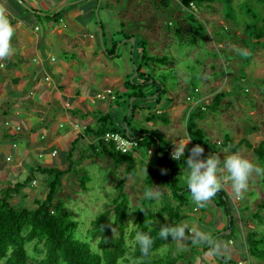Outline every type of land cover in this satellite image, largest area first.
<instances>
[{"label": "rangeland", "instance_id": "rangeland-1", "mask_svg": "<svg viewBox=\"0 0 264 264\" xmlns=\"http://www.w3.org/2000/svg\"><path fill=\"white\" fill-rule=\"evenodd\" d=\"M53 1L67 4L77 0ZM103 1L104 3L106 2V4L109 2L111 4L112 2L111 0ZM118 1H120V4H117V0H113L112 4L119 8L118 12L120 11V14H122L121 19L120 17L116 18L117 15L114 12H107V10L101 12V20L105 26V43L107 46L110 47L112 41L122 40L120 35H116L123 30L122 25H125L124 29L126 33L131 30V28H134L137 24L136 21L129 19L141 17V21H145L146 24L144 27L142 24L137 25L133 31L139 32L143 29L140 33L149 40L150 47L148 50L152 56L167 55L169 58L168 66H157L158 69L156 73L158 78L162 80L165 78L166 80L167 94L162 99L160 108L163 110L161 109L160 112L167 114L168 122L164 123L160 119L159 121L152 120L150 123L146 122V117L151 109L155 108L154 101L159 96V93L156 92L158 85H152V81H150L147 92L153 94V96H149L150 100L148 101L135 102L139 108L142 109L143 107L145 109L136 113L133 122H131L132 129L155 131V134L167 144L173 145V141L178 143L181 139L187 143L190 140L187 136V117L184 118L185 113H179L178 116L174 118L169 108L172 107V102L174 105L173 107L176 108L177 111L181 107H187L189 105L187 102L188 94L193 96L191 89L197 87L203 94L202 98L204 99L205 105L210 104L214 92H231V94L227 95L223 100L218 112H209L201 121H198L199 128L204 130L208 138L218 143L222 142L223 137L227 135H229L234 142L247 138L253 146L257 147L258 144L264 140V46L255 47V42L248 39V34L244 33V29L247 24L252 22L253 14L257 13V11L264 14V6L260 5L257 0H221L212 5L213 10L208 9L209 7L200 6L195 10L198 14V18L202 20V22L206 21V33L199 37L197 46H181L173 32H168L165 29V19L153 11L148 1L138 0L130 4L129 0ZM94 2L95 0H91L89 3H81L67 7L63 11V16L66 21L70 23L71 27H67V25L65 28L64 26H57L54 31L57 33H55L53 38V45L46 49H48L52 57L58 60V63L55 64V75L60 83L61 81L63 82L62 84L66 87L68 93L83 92L86 94L92 88L98 89L105 85L109 89L112 88V92L120 91V100L118 103L124 108L126 106V98H122L123 84L127 79L126 75L131 72V68L134 70L131 59L134 58L135 61H138L141 57L142 50L138 46H134V48L132 46H124L126 40H122L117 46V54H119L120 57V60L117 61L108 60V58L96 50V45L93 46L95 49L85 50L81 41L84 39V35H78L75 29L77 24H81L84 19L89 28L88 23L93 22L92 16L87 14V17L83 16L82 19L80 18L82 11L88 6L93 5ZM104 3L103 8L106 7ZM229 3L235 10L237 21L239 22L238 25L233 19L226 18L228 10L226 6L230 5ZM0 7L6 9L3 4L1 5V2ZM173 16H182L178 8L176 12L173 13ZM19 23L12 38L13 54L10 58L1 60L3 64L8 66L12 58H15L19 64V70L21 69V65H23L19 74L15 73L18 69L15 72L12 71V73H8L10 81L16 79L18 75H26L23 67L26 68V70H33L35 66L32 61V49H30L29 46L23 47L22 39L25 38L28 42H36L38 39L42 40L45 37H49L51 33L45 19L40 20L29 15H24ZM36 26L40 28V31H35ZM92 27L93 26H91V28ZM92 29H94V27ZM20 35H22V39H19ZM243 40H247L249 43L248 47L242 42ZM238 49L246 51L248 55L245 56L241 54L240 51H237ZM73 52L77 53L79 56L74 60L69 58L67 61L65 53L70 57ZM132 52L134 53L131 54ZM246 58L248 61L245 60ZM122 65H124V68H122ZM163 70L165 73L164 75L162 74ZM241 70L247 75L243 81L237 80V75H239ZM3 74V69H0V77ZM157 82L159 83L160 81ZM238 87L242 90L247 89L249 95L236 94L234 91ZM8 89H10V87L7 86L1 87L0 89V113L8 110L13 111V109H15L14 105H18L17 102L14 103V99L10 95H7ZM196 98L198 99L197 95H195L194 99ZM133 100L134 99L130 101V104L134 102ZM10 103L13 105L11 106ZM201 106L202 103L195 105L194 102L190 104L189 107H191L190 110L193 111V113H197ZM105 107L107 108L106 110H108L110 108L109 103H107ZM20 108L22 110L24 107L20 106ZM44 108L48 109L49 107L42 105V107L36 110L40 113H44ZM116 108V104H113L112 110H116ZM25 109L31 108L25 107ZM188 112L189 111H187V113ZM79 122L80 126L78 125L77 131L69 135L72 137H70L68 143H71L75 139V133L82 134L83 129L87 127V125L95 124L82 120H79ZM2 128L4 127L0 126V130ZM53 130L56 131L57 128ZM0 134L3 133L0 132ZM66 138L67 137L64 139L65 142H67ZM0 140L4 141L1 135ZM81 145V147H78L79 151H83V149L89 146V139L82 142ZM189 145L190 142L186 149ZM54 147H56L55 150L57 151L60 149L57 159L62 162L61 164L63 166H66L67 163L62 159V154L65 152L63 142ZM34 149H32V152L36 154ZM162 149L166 151L164 144H162ZM148 150L149 152L154 151L153 147H148ZM7 154L8 151L6 149L0 148V190L10 182V179H13V181L21 179L24 169H26L24 165L25 161L28 159L27 154L21 153L16 156L14 155L12 161L7 162ZM231 154H239L250 160L254 165L264 169V166L257 161L253 152L247 150L245 147H242L237 153H231L230 150H225L221 152L219 156L220 159H224L226 155ZM78 157L79 152H76L74 158L78 159ZM201 159H207V157H201ZM51 160H53L52 157H45L43 162L48 163ZM141 160L145 161V166L141 164ZM152 160L153 155H148L146 150H141L140 155L137 156V167L135 172L133 175L129 176L126 175L124 167H119L114 170L112 161L108 157L83 161L81 162V170L83 171L81 176L86 175L89 179V184L87 186L88 192L86 193L78 187V177L69 176L63 180L62 189L64 192L61 194V197L66 202L67 211L73 214L74 220L79 223V229L77 231L79 237L87 233L91 228L93 220L98 215L110 208L111 201L115 196L116 186L120 181L125 182V189L131 201V211L126 221L129 227L128 237L130 236L131 232L135 230L132 208L137 207L139 202L145 198L143 187L147 175V163ZM185 174L186 173H181L180 176V187L183 188L187 186L183 179ZM218 176L221 185L224 186L223 188H226L231 196L233 207L231 215L237 220L234 228L231 229L229 218L226 217L223 208L217 207L216 203L208 201V206L204 207L206 210H202V212H197V210L194 212V210L191 209L192 206L198 207V205L193 203L187 210L185 209L186 214L192 218L180 224H187L189 228H196L208 234L211 238V243H193L191 240L173 241L160 248L155 255L159 257L172 255L180 259L179 264H226L220 263L212 252V246L217 239L215 248L217 250L218 246V254L227 256L233 263L259 264V262L248 253L245 239L253 229H256L255 233H257L258 239L264 238V224H262V226L255 217L256 213L260 211V219H263L262 222H264V210L259 209V206H264V175H259L254 172L250 176L248 189L240 200H236L232 197L231 182L227 179V171H218ZM37 177V186L22 191L26 193V198L23 201L30 208L35 207L34 200H44V193L46 192L45 178L42 176ZM154 190L158 189L155 187ZM163 191L164 193H169L166 187L163 188ZM159 192L161 193L160 198L155 199V205L150 209L154 207L155 210H157L161 207L163 193L161 191ZM216 200L215 202H217ZM20 201L21 198L17 197L13 200V204H19ZM129 221H132L133 224L129 225ZM113 229L114 233L117 234L115 227H113ZM218 234H220V237L216 238ZM132 241L133 240H129L128 238L130 245H133ZM98 242L99 241L93 243L96 249L98 248ZM31 246L32 245L28 246V250ZM208 248H210V250ZM30 250L32 252V248Z\"/></svg>", "mask_w": 264, "mask_h": 264}, {"label": "trees", "instance_id": "trees-1", "mask_svg": "<svg viewBox=\"0 0 264 264\" xmlns=\"http://www.w3.org/2000/svg\"><path fill=\"white\" fill-rule=\"evenodd\" d=\"M11 1L15 5V10L17 11L9 8V11L6 12V14L11 19L15 31L20 24V19H22L24 15H29L40 20L45 19L48 28L51 33L54 34L57 33L54 32L57 26H64L65 28L67 25V27H71L70 23L66 21L63 16L64 10L53 18L50 16L51 14H55L59 7L64 5L62 2L56 3L53 0H44L48 5L47 9H34L36 12L48 14V16L42 17L39 16L38 13L32 14L30 11L25 10L15 0ZM90 1L91 0H86L82 2V4L89 3ZM111 1L113 2V0ZM137 1L138 0H129V4ZM146 1L149 2V5L156 14L161 15L165 19V29L168 32H173L181 46H197L199 43V37L206 33L207 28L206 21L202 22V20L198 18L196 12L197 8L202 6L209 7L208 9L213 10L212 5L221 0ZM112 2L111 4L109 2L105 8H103L104 5L102 3L99 10L100 19L101 12L104 10H107V12H114L117 15L116 18L120 17L121 19L122 14H120V11L118 12L119 8L112 4ZM257 2L264 6V0H257ZM97 3L98 0H95L93 5L88 6L82 11L80 19L87 14L92 16L93 22L88 23L89 28L84 19L81 24H77L75 29V31L78 32V35H84V39H80L84 45V49H95L93 46L96 45V50L108 58V60L117 61L120 60L119 54L115 55L118 43L122 40H128L124 46H132L128 42L132 38H135L134 46H138L142 50L141 57L138 61H135L134 58L131 59L132 65L137 67L138 76L131 81L135 74V70H132V68L131 72L126 75L127 79L123 84L122 90V98H126V106L124 108L118 103L120 100V91H113L112 97H114V99L109 98L111 97L109 96L105 100H97L92 103V99H94L97 94L109 89L105 85L98 89L92 88L86 94L83 92H76L77 100L80 97L90 96L91 99L88 98L89 100L86 106L96 108L97 110L90 113L85 109H80V111L69 109V113L73 115V117H78V119L82 121L94 114L93 116L95 118L93 123L95 124L87 125V127L83 129L82 134L75 133V139L71 143H64L65 152L62 154V159L67 163L66 166H63L61 164L62 162L57 159L59 157L58 152H60V149L51 152V157H53L55 161L52 165L43 164L42 155H36L31 150L27 152L28 159L26 158L27 160L24 164L26 169H24L21 179L18 181L10 179V182L0 190V264H179L180 259L175 258L172 255L159 257L155 254L167 243L174 241L172 237H169L167 241L159 238L158 230L162 224H180L183 221L192 218L186 214V210L192 206L191 204H195V202L191 199L188 187H180V176L184 169H186V159L187 156L190 155L192 147L197 144L201 145L205 150L201 157L207 158L209 155H219L225 150H230L231 153H237L242 147H245L247 150L252 151L256 156L257 161L264 166V140L255 147L247 138L234 142V140L227 135L223 137L222 142L218 143L211 141L204 130L199 128L198 121H201L209 112H218L223 100L227 95L231 94V92H214L210 104L205 105L204 99L202 98L203 94L200 92V89L197 87L191 89L193 96L188 94L187 98L190 100L187 102L189 105L184 111V118L187 117V136L190 140V145L185 149V155L181 157L179 161L171 158L170 152L173 145L167 144L155 134V131L145 129L133 130L131 122H133L136 113L145 109L143 107L142 109L139 108L135 102L148 101L150 100L149 96H153V94L147 92L150 81H152V85H158L156 92L159 93V96L154 101L155 108L151 109L148 113L146 122L150 123L152 120L159 121V119L164 123L168 122L167 114L160 112L162 99L167 94L166 80L165 78H163V80L158 78L156 73L158 69L157 66H168L169 58L167 55L157 57L152 56L148 50L150 47L149 40L140 33L143 29L139 32L133 31L137 25L142 24L144 27L146 24L145 21H141V17L129 19L136 21L137 24L127 33L124 29L125 25H122L123 30L116 34L120 35L122 40L112 41L110 47L105 43V26L101 20L104 31V45L106 47L104 53L99 39V24L95 17ZM117 4H120V1L117 0ZM226 7L228 9L226 18L233 19L238 25L239 22L237 21L233 6L230 4ZM175 8L180 10L182 16H173V13L176 12ZM91 26H93L94 29H92L93 27L91 28ZM35 30L40 31V28L36 26ZM244 33L248 34V39L255 42V47L264 46V14H261L260 11L253 14L252 22L247 24ZM242 42L247 47L249 46L247 40H243ZM41 44L44 45L43 58H35L32 61L37 67L41 68L36 74H43L42 80L46 85L51 86L52 88L53 79L56 75L55 72H51L50 66L55 67L58 60L52 57L47 51L46 39L43 38ZM133 53L134 52L131 54ZM113 55L115 56L111 57ZM78 56L77 53H71V56L69 57L65 53L67 61L69 58L74 60ZM53 59L54 61H52ZM245 60L248 61L247 58ZM122 68H124V65H122ZM242 70L239 75H237V80H245L247 75ZM162 74H165L164 70ZM46 79H50L49 83L46 82ZM37 80H39V78ZM157 81H160V83ZM36 82V84H38V81ZM48 86L44 88H49L50 90L51 88ZM59 88L62 90L65 89V87L62 86ZM59 88L56 90L61 91ZM234 92L239 95H249L247 89L242 90L240 87ZM195 95L198 96V99H194ZM32 99L35 100L36 98L34 97ZM132 99H134V102L130 104ZM194 102L195 105L202 103V106L197 113H193V111L190 110L191 107H189L190 104ZM107 103H109L110 108L107 111H104L101 107ZM113 104H116V110L118 111L112 110ZM13 111L8 110L0 113V126L4 127L3 129L6 130L8 136L10 133L9 137L16 134L21 136V134H24L30 129L28 126L29 122H26L27 124L22 123L20 121L21 118L16 116L15 111ZM187 111L189 112L187 113ZM6 123H9L10 126L7 127ZM18 126L21 128V131L19 132L16 131ZM63 127L64 125H61V128ZM35 130L36 129H33L32 132H28L31 144H33L34 147H36V144L38 143L45 144L47 142V135ZM13 131L16 134H11ZM108 132L117 133L124 137L136 138L135 140L138 144V148L134 152L130 151L126 154L117 151L115 143H105L102 140L103 136ZM7 135H3V137L5 136L7 139ZM43 136L45 139H42ZM88 139L89 146L86 149H83V151H79L78 147H81V143ZM162 144L165 145L166 151L162 149ZM148 147H153L154 149L151 154H149ZM0 148L6 149L4 142H0ZM141 150H146L148 155H153V160L147 163V175L143 192L145 193L148 189L154 190L155 187L158 188V190L163 193L161 207L157 210H155L154 207L153 209H150L155 205V199L149 200L144 198L139 202L137 207L132 208L135 220V230L132 231L128 237L129 227L126 224V221L129 218L131 201L125 189V182L120 181L116 186L115 196L111 201L110 208L98 215L93 220L91 228L87 233L82 237H79L77 235L79 223L74 220L73 214L67 211L66 202L61 197V194L64 192L62 189L63 180L69 176L78 177V187L84 193L88 192L87 186L89 184V179L86 175L81 176L83 174V171L81 170V162L100 157H108L112 161L114 170L119 167H124L126 175H133L137 167V156L140 155ZM55 151L57 152V155L53 156V152ZM76 152H79L78 159L74 158ZM6 158V161L8 160L7 162H10L12 161L13 155L12 157L8 156ZM140 162L144 166L146 165L144 160H141ZM222 164L223 159H221V167ZM163 169L167 170L166 174H162ZM37 176L45 178L46 192L44 193V200H34L35 207L30 208L23 201L26 198V193H23L22 191L37 186ZM164 187L168 188L169 193H164ZM223 187L224 186L222 185L221 189L210 201L216 203L217 207L223 208L226 217L230 220L231 229H233L237 220L231 215L233 209L231 196L226 188ZM17 197L21 198L20 203L13 204V200ZM215 200L217 202H215ZM207 206L208 202H206L204 207ZM204 207L200 208V206H192L191 209L194 210V212L195 210H197V212H202V210H206ZM259 209L264 210V206H259ZM165 217L168 219H165ZM255 217L259 220L261 225L264 224V222H262L263 219H260V211L256 213ZM146 221L151 222L150 235L152 236L154 243L150 254L144 257L141 255L139 246L130 245L128 238L129 240H134L137 231L149 232V226H146L145 224ZM113 227L117 230V234L113 233ZM255 231L256 229H253L252 232L246 236L245 245L250 256L257 260L259 264H264V238L258 239ZM218 237H220V234H218L216 238ZM96 241H99L97 249L93 245ZM216 241L217 239L212 246V252L215 258L218 259L220 263L237 264L233 263L232 260L227 258V256L218 254L215 248ZM30 245H32V252L30 250L31 248L28 250V246ZM208 249L210 250V248Z\"/></svg>", "mask_w": 264, "mask_h": 264}, {"label": "crops", "instance_id": "crops-1", "mask_svg": "<svg viewBox=\"0 0 264 264\" xmlns=\"http://www.w3.org/2000/svg\"><path fill=\"white\" fill-rule=\"evenodd\" d=\"M25 3H27L31 8L35 10L40 9H47L48 5L45 3L44 0H23ZM1 5L3 4L6 8V12L9 11V8L15 10V5L11 0H0ZM104 3V2H103ZM106 4V2L104 3ZM108 3L106 4V6ZM21 20V19H20ZM36 31V30H35ZM23 33V32H22ZM62 33V32H61ZM55 34L50 33L49 37H45L44 39L47 40L46 48L50 46L52 47V42ZM19 39H22V35H20ZM41 39H38L36 42H28L25 38L22 39L23 47L29 46L30 49H32V60L35 58H43V46L41 44ZM48 51V50H47ZM94 51V50H93ZM49 52V51H48ZM75 53V52H73ZM94 53V52H93ZM21 64V63H20ZM21 65V69H22ZM19 64L15 58H12V61H10V64L6 66L3 64L0 60V69H3V75L0 77V86L1 87H10V89L7 90V95H10L14 99V103L17 102L18 105L21 107H24L22 110L20 106H15V114L16 116H19L21 118V122L24 124H27L29 122V131L25 132L24 134L18 135L14 131L11 132V134H16L11 137L10 133L9 136L7 135V132L5 129H1L0 132L3 134H0L2 137L3 135H7V139L5 136L3 137L4 141H1L5 143L6 150L8 151V154L6 157L10 156L11 154L16 156L18 154H27L29 150L32 151L34 149V152H36V155H42V162L45 157H51V152L56 149L54 147L55 145L60 144L63 142V145L65 143L64 139L67 137V142L69 141L70 137L69 135H72L73 132L77 131L78 125L80 126V122L78 120V117H73L69 113V109H73L74 111L80 109H85L88 112H94L97 109L87 107L86 104L91 97H80L78 100L76 99V92H67L66 87L62 84L63 82L57 79V77L53 76V83L52 88L51 86H48L45 84V82L42 80L43 74H36L39 72V67L36 65L34 66L33 70L23 67V70L25 72V76L18 75L21 69L19 70ZM18 69V70H17ZM43 69V68H42ZM51 72H55V67L50 66ZM5 70V72H4ZM17 70V71H16ZM15 72L16 79L9 80L8 73ZM2 73V72H1ZM39 78V80H37ZM41 78V79H40ZM38 81V84H36ZM35 82V83H34ZM36 84V85H35ZM50 87L45 89L44 87ZM65 87L64 90L60 89L59 87ZM0 87V89H1ZM59 88L61 91L56 90ZM94 89V88H93ZM96 89V88H95ZM1 97V96H0ZM36 98L33 100L32 98ZM89 98V99H88ZM11 106L13 105L10 103ZM172 107L168 110L173 115L174 118L178 116V114H183L185 109L187 107H181L178 111L173 106V102L171 103ZM46 105V107H49L48 109L44 108V113L38 112L36 109H39L41 106ZM39 106V107H37ZM25 107H30L31 109H25ZM104 111H107L105 105L101 107ZM162 109V108H161ZM160 109V110H161ZM163 110V109H162ZM17 113L19 115H17ZM94 115V114H93ZM90 115L89 118L84 120L85 122H93L94 116ZM27 122V123H26ZM61 125H64L63 128H61ZM57 128L56 131L53 129ZM33 129H36L35 131L43 132L47 135V142L45 144L38 143L36 144V147H34L33 144L29 141L28 132H32ZM74 136V135H73ZM72 140V139H71ZM70 140V141H71ZM40 142V141H39ZM54 147V148H53ZM61 147V146H60ZM53 158V157H52ZM54 159L49 161L48 163H44L45 165H52L54 163Z\"/></svg>", "mask_w": 264, "mask_h": 264}, {"label": "clouds", "instance_id": "clouds-1", "mask_svg": "<svg viewBox=\"0 0 264 264\" xmlns=\"http://www.w3.org/2000/svg\"><path fill=\"white\" fill-rule=\"evenodd\" d=\"M14 33L15 27L11 19L6 14V10L0 7V60L12 56V38ZM237 51L247 55L246 51L239 49ZM189 142L185 143L182 139L178 143L173 141L174 150L171 153V158L179 161L185 155V149ZM204 151L201 145H194L190 150V155L187 156L186 169L183 171V173H186L183 179L187 184L191 199L200 207H204L206 202L210 201L221 189L222 185L218 171H227V179L231 182L232 197L236 200L243 198L244 193L248 189L249 178L254 172L264 175V169L254 165L250 160L239 154L226 155L221 167V159L217 154L209 155L207 159H201L200 157L203 156ZM166 172V169L162 170V174H166ZM160 195L161 193L158 190L153 189H148L144 193V197L149 200L159 199ZM131 224L133 222L129 221V225ZM145 224L149 226V232L137 231L132 241L133 246H139L141 255L144 257L150 254L154 243L150 235L151 222L146 221ZM158 236L165 241L172 237L174 241L191 240L193 243H211V238L208 234L196 228H189L187 224L164 223L158 230Z\"/></svg>", "mask_w": 264, "mask_h": 264}, {"label": "built area", "instance_id": "built-area-1", "mask_svg": "<svg viewBox=\"0 0 264 264\" xmlns=\"http://www.w3.org/2000/svg\"><path fill=\"white\" fill-rule=\"evenodd\" d=\"M54 61V59L52 60ZM50 79H46V82L49 83ZM112 90L111 89H107L105 90L104 92L102 93H99L96 95V97L94 99H92V103H94L95 101L97 100H105L107 97L111 98V99H114V97H112ZM190 99L187 98V101H189ZM17 115H19L17 113ZM6 126L9 127L10 124L9 123H6ZM16 131H21V128L18 126L16 128ZM42 139H45V137L43 136ZM105 143H109V142H113L116 144V150L119 151V152H122L123 154H126L128 152H134L137 148H138V144L136 142V140L134 139H131L129 137H124V136H121L117 133H112V132H108L106 133L104 136H103V139H102ZM173 148L171 149V152H173ZM152 152L150 151L149 154H151ZM57 155V152H53V156H56Z\"/></svg>", "mask_w": 264, "mask_h": 264}, {"label": "water", "instance_id": "water-1", "mask_svg": "<svg viewBox=\"0 0 264 264\" xmlns=\"http://www.w3.org/2000/svg\"><path fill=\"white\" fill-rule=\"evenodd\" d=\"M16 2H18V4H20L25 10H28L30 11L32 14H35V13H38L39 16H42V17H45V16H48V14L46 13H43V12H36L33 8H31L27 3H25L23 0H15ZM86 0H77L75 2H71V3H67V4H64L62 5L61 7H59V9L55 12V14H51L50 16L53 18L55 15L61 13L63 10H65L67 7H70V6H73V5H77V4H80L82 2H84ZM102 3H103V0H98V3H97V7L95 9V17H96V20L99 24V39H100V43H101V46H102V49L103 51L105 52L106 51V47L104 45V36H103V28H102V23H101V19H100V15H99V10L102 6ZM128 40H126L127 42ZM133 47L135 45V38H132L131 40H129V42ZM117 51L116 50V53L117 54ZM115 55L111 56V57H114ZM134 70H135V75L133 76L132 80L135 79L137 76H138V72H137V67L134 65L133 66ZM160 83V82H159ZM132 104V103H131ZM136 139V138H134ZM225 235H227L226 233H224Z\"/></svg>", "mask_w": 264, "mask_h": 264}]
</instances>
